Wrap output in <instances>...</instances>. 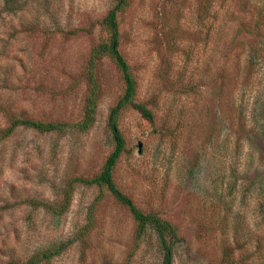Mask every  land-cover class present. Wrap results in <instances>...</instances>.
<instances>
[{"label":"rangeland","instance_id":"rangeland-1","mask_svg":"<svg viewBox=\"0 0 264 264\" xmlns=\"http://www.w3.org/2000/svg\"><path fill=\"white\" fill-rule=\"evenodd\" d=\"M114 0H0V132L12 117L64 122L18 126L0 139V264H160L154 230L137 237L128 209L91 178L113 148L111 107L124 84L95 59L97 106L78 130L92 87L91 49L108 39ZM120 52L136 101L118 123L125 151L112 176L144 212L176 228L172 264H264V0H128ZM88 213L91 219L88 221Z\"/></svg>","mask_w":264,"mask_h":264},{"label":"trees","instance_id":"trees-1","mask_svg":"<svg viewBox=\"0 0 264 264\" xmlns=\"http://www.w3.org/2000/svg\"><path fill=\"white\" fill-rule=\"evenodd\" d=\"M127 5L128 0H114V4L107 11L105 17L103 18V24L108 32V39L97 44L91 49L89 59V75L93 85L86 99L83 118L74 124V126L78 128V130H85L92 125L94 119L93 115L97 106V86L95 88V82L92 79V69L95 59L100 57L102 54H106L116 65V68L119 71L124 84L123 92L117 102L111 107L108 117V126L113 137V148L106 156L101 170L96 175L92 176L91 178L75 177L68 183L67 188L64 190L63 198L59 203L54 204L45 202L43 205H45L55 213L64 211L71 199L72 188L75 182H83L85 184L96 185L100 190V193L97 195V197L101 196L103 189H107L117 202L128 209L131 217L135 222V232L137 237H140L148 227L154 230L158 237L159 247L162 251V261L160 264H172L173 247L179 239L176 228L171 222L159 216L157 212L142 211L132 201V199L119 188L112 176L113 169L118 159L125 151V139L118 123L120 111L125 107H132L145 118L149 120H152L153 118L151 110L135 99V79L127 59L119 49L120 32L117 17L118 13L122 12L127 7ZM65 125L66 124L64 122L39 121L26 117H12L10 120V125L2 132H0V139L8 136L18 126L30 127L40 132H47L53 130H61ZM90 219L91 215L90 213H88V221ZM67 244L68 241L60 242L45 250H42L41 252L34 254L26 261H9L5 264H36L37 262L42 260H49L52 256L60 253Z\"/></svg>","mask_w":264,"mask_h":264}]
</instances>
